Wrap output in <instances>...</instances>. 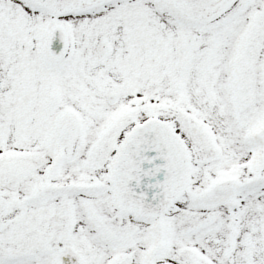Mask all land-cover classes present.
I'll use <instances>...</instances> for the list:
<instances>
[{"label": "snow or ice", "instance_id": "obj_1", "mask_svg": "<svg viewBox=\"0 0 264 264\" xmlns=\"http://www.w3.org/2000/svg\"><path fill=\"white\" fill-rule=\"evenodd\" d=\"M0 264H264V0H0Z\"/></svg>", "mask_w": 264, "mask_h": 264}]
</instances>
